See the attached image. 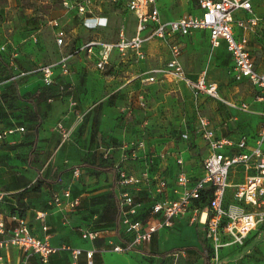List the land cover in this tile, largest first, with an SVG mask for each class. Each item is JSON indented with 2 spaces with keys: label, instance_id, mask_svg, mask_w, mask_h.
<instances>
[{
  "label": "crops",
  "instance_id": "obj_1",
  "mask_svg": "<svg viewBox=\"0 0 264 264\" xmlns=\"http://www.w3.org/2000/svg\"><path fill=\"white\" fill-rule=\"evenodd\" d=\"M185 1L193 7L188 13L199 12L194 0ZM252 3L254 12L262 21L246 36L255 67L264 72V46L260 39L264 33V6L253 0ZM45 5L50 6L48 0ZM113 8L118 7L108 2L100 3L98 15L106 25L92 32L82 27L71 12L61 8L62 19L71 22L69 30L64 26L68 23L62 25V19L58 21L49 14L44 15L48 17L45 18L47 25H37L34 30L27 31L26 39L16 42L7 32L1 35L0 46L5 45L7 51L0 53V224L10 232L18 225L19 219H24L31 233L38 238H47L52 247L68 245L83 251L72 263L68 253L58 250L50 256L47 264H173L186 252L187 256H197L186 248H198L194 228L196 226L200 233L202 230L187 219H177L172 228L158 230L149 243L133 251H111L114 244L124 242L118 227L122 186L117 183L116 168L119 166L128 175L137 177L146 165L142 158L146 153L153 156L151 173L165 178L171 186L178 171L175 158L181 156L184 170L194 178L199 177L208 147L195 133L196 108L209 120L218 138L237 140L246 136L248 145L252 146L264 126V119L258 115L264 109V102L257 99L258 89L245 79L234 80L231 73L233 63L225 43L221 42L211 51L206 30L179 38L182 47L179 60L185 75L191 79L205 71L207 83L216 86L219 98L201 94L195 99L184 83L163 80L160 75H156L152 83L143 82L150 76V70L169 58L168 45L156 38L145 42V60L128 62L131 60L121 58L113 51L103 72L96 69L94 58H87L83 53L75 55L67 78L76 101L73 109L66 98L49 101L48 90L43 87L38 74L16 77L19 71L56 61L69 53L72 46H81L91 39L93 34L105 42H114L119 31L114 40L104 39L101 32L102 29L104 33L109 30L107 22L112 17L110 11ZM126 14L135 19L132 14ZM182 15L162 14V17L174 19ZM235 16L245 18L247 14L240 11ZM54 20L59 22L57 27L53 26ZM122 26L127 37L134 35L136 23L130 32ZM59 30L66 34L62 47L56 44ZM234 31L240 32L236 27ZM12 49L15 56L10 58ZM17 58L19 62H16ZM233 84H243L252 91L245 98H234ZM140 96H143V105L139 102ZM223 101L246 103L248 110L231 108ZM140 107L146 110V117L139 112ZM58 123L67 131V139L62 138ZM142 123L147 125L146 129ZM169 123L179 132L170 133ZM20 127L23 131L18 130ZM10 129H13L11 134L3 135ZM184 132L189 136L187 141L180 138ZM141 142L143 150L136 148ZM133 153L137 157L132 158ZM160 154L165 158L160 159ZM66 186L70 188L71 198H78L79 205L74 208L65 206L63 211L51 207L52 194ZM134 195L136 201L148 205L143 191ZM148 211L139 210V217H146ZM38 213L44 216L40 218ZM43 226L47 231L42 230ZM96 229L101 230L96 239L81 238L82 231ZM5 239L7 233L0 234V241ZM89 250L93 251L91 258L84 254ZM176 253L179 256L174 257ZM0 258V264H22V261L41 264L35 254L10 244L0 248Z\"/></svg>",
  "mask_w": 264,
  "mask_h": 264
},
{
  "label": "built area",
  "instance_id": "obj_2",
  "mask_svg": "<svg viewBox=\"0 0 264 264\" xmlns=\"http://www.w3.org/2000/svg\"><path fill=\"white\" fill-rule=\"evenodd\" d=\"M102 2L116 5L135 17L136 28L133 36L127 37L121 29L114 42L88 39L81 46H72L69 53L61 55L56 61L28 71H19L16 77L38 74L43 87L48 90V100L66 98L73 109L76 101L72 97V87L67 78L71 74V59L75 55L83 53L87 58H94L96 69L103 72L109 65L113 51L126 60H145L144 44L156 38L168 45L169 58L161 66L150 70V76L144 78L143 82L152 83L156 80V75H160L163 80L184 83L195 99L201 94L219 98L216 86L207 83L205 71L196 79H191L185 75L179 60L182 49L179 38L189 36L197 30H206L211 51L219 47L221 42L225 43L233 63L231 73L234 80L245 79L258 89L257 99L264 102V72L256 69L246 36L262 21L254 12L252 0H194L198 13H188L174 19L162 17L159 0H60V5L66 12H71L82 27L92 32L104 26L103 18L98 15ZM240 11L247 16L237 18L235 14ZM52 23L55 27L59 25L57 20ZM235 27L240 32H235ZM65 38V32L59 30L56 44L64 45ZM260 39L264 46V33L260 35ZM6 51V46L1 45L0 53ZM9 56H15L14 49ZM139 102L143 105V96H140ZM223 102L237 110H248L246 103ZM196 113L198 120L195 133L208 147V154L201 162L199 177L194 178L184 170L181 156L175 158L178 171L171 186L165 178L151 173L153 156L146 153L142 156L146 165L139 176L128 175L119 166L116 168L117 183L122 186L119 191L118 227L123 233L124 242L114 244L111 251H133L149 243L158 230L172 228L177 219H187L190 224L201 228L206 245L217 254L223 246L241 244L259 225H264V126L257 133L254 145L250 146L246 136L237 140L218 138L210 127L209 120L199 113L198 108ZM258 115L264 119V109ZM57 129L63 139L68 138L61 123L57 124ZM18 130L23 131V128ZM12 132L13 129H10L3 135ZM180 138L187 141L189 136L184 132L180 134ZM136 148L142 149L143 143L137 144ZM131 156L137 157L135 153ZM159 158L164 159L165 155L160 154ZM141 191L148 199L147 206L135 200L134 193ZM49 205L63 211L65 206H78L79 200L71 198L70 188L66 186L60 192L52 194ZM139 210L149 211L146 217L141 218ZM37 216L42 218L44 214L38 213ZM42 230L45 232L47 228L43 226ZM100 232L98 229L84 230L81 238L94 240ZM6 233L7 239L0 241V248L7 244L16 246L35 254L41 264H47L50 256L58 250L68 253L72 263L83 253L81 249L68 245L52 247L47 238L33 235L24 219H19L18 225L10 232L0 224V234ZM84 254L91 258L93 251H84ZM173 256L177 257L178 253ZM22 264L27 263L22 261Z\"/></svg>",
  "mask_w": 264,
  "mask_h": 264
},
{
  "label": "rangeland",
  "instance_id": "obj_3",
  "mask_svg": "<svg viewBox=\"0 0 264 264\" xmlns=\"http://www.w3.org/2000/svg\"><path fill=\"white\" fill-rule=\"evenodd\" d=\"M253 1L258 3L259 5L264 6V0ZM45 2H47V0H0V39L1 35H3L4 32L10 34L12 41L14 40L18 42L20 40L26 39L27 31L34 30L35 26L37 25H47L45 23V18L48 17H45L44 15H51L59 19L58 21H60L63 14L60 6V0H48L50 6L45 5ZM158 5L160 9L163 8L162 14H166L169 16L186 14L193 8L189 4V2H186L185 0H159ZM110 12L112 17H110L107 22L109 23L110 27L109 30L107 29L105 33L103 32V29L101 30V32L103 33L102 37L104 39L114 40L116 38L117 32L122 29V25L126 28L127 32L133 31L136 22L133 17L126 14L128 12L125 13V11H123L119 7L113 8ZM67 17H69V15ZM62 20L63 21H60L62 25L63 23H68V20H66L65 18ZM105 25L106 24H104V26ZM64 26L67 30H69L71 27V22H69L68 25L64 24ZM88 36L90 35H87V37ZM96 36V34H93L92 36H90V38L98 39ZM68 38L69 43L72 44L70 40L71 38L67 36V39ZM30 43L36 45V43H33V41H30ZM52 43L54 44L53 40ZM58 46L62 47L63 45ZM41 48H44V46H41ZM16 49H18V47H16ZM204 52L205 54H208V50H205ZM16 62H19V58L16 59ZM128 62H134V60ZM233 86H235V89H233L234 98L238 96H242V98H245L252 91L249 87L243 84H233ZM132 103L133 102H130L129 105H132ZM139 112L143 117H146V110L144 108L140 107ZM160 116H162V114H160ZM168 125L171 128L169 129L171 130L170 133L179 132V129L174 128L172 123H169ZM142 126L144 129L147 128V125L145 123H142ZM194 229L198 237L196 246H198V248L202 250L199 242L203 240L205 246L208 248L207 264H264V225H259L254 231L251 232L250 236L246 237V239L242 241L241 244L231 243L223 246L218 250L217 254H215L209 248V246L206 245L203 237V232L200 233L196 226ZM225 241L229 242L230 239H225ZM177 258L178 259L173 264H204V259L199 258L198 255L187 256V252L184 256L182 255ZM216 258H218V260H216Z\"/></svg>",
  "mask_w": 264,
  "mask_h": 264
},
{
  "label": "trees",
  "instance_id": "obj_4",
  "mask_svg": "<svg viewBox=\"0 0 264 264\" xmlns=\"http://www.w3.org/2000/svg\"><path fill=\"white\" fill-rule=\"evenodd\" d=\"M200 245L202 247V250H199L197 247H189L186 248L189 253H194L199 256V258L204 259V264H207L208 262V248L205 246L203 240L200 241Z\"/></svg>",
  "mask_w": 264,
  "mask_h": 264
}]
</instances>
